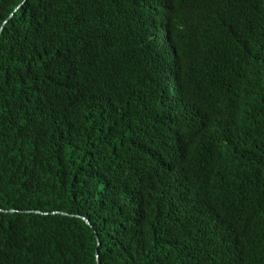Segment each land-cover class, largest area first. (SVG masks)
<instances>
[{"label": "trees", "instance_id": "obj_1", "mask_svg": "<svg viewBox=\"0 0 264 264\" xmlns=\"http://www.w3.org/2000/svg\"><path fill=\"white\" fill-rule=\"evenodd\" d=\"M155 4L209 48L172 95ZM0 264H264V0H0Z\"/></svg>", "mask_w": 264, "mask_h": 264}, {"label": "clouds", "instance_id": "obj_2", "mask_svg": "<svg viewBox=\"0 0 264 264\" xmlns=\"http://www.w3.org/2000/svg\"><path fill=\"white\" fill-rule=\"evenodd\" d=\"M155 5L161 10L160 13L149 11L148 14H142L136 21L133 32L126 38L133 47L125 46V57L136 63V69L127 81L138 85L165 80L167 91L172 95L176 81L187 73L199 55L209 48L197 40L190 41L182 37L181 41L178 38L180 29L171 13L160 5ZM146 8L147 5L140 11ZM156 16H164L167 19L166 25H156ZM171 52L174 58H171Z\"/></svg>", "mask_w": 264, "mask_h": 264}, {"label": "water", "instance_id": "obj_3", "mask_svg": "<svg viewBox=\"0 0 264 264\" xmlns=\"http://www.w3.org/2000/svg\"><path fill=\"white\" fill-rule=\"evenodd\" d=\"M83 218L89 223V221L85 217H83Z\"/></svg>", "mask_w": 264, "mask_h": 264}, {"label": "bare ground", "instance_id": "obj_4", "mask_svg": "<svg viewBox=\"0 0 264 264\" xmlns=\"http://www.w3.org/2000/svg\"><path fill=\"white\" fill-rule=\"evenodd\" d=\"M131 25V24H130Z\"/></svg>", "mask_w": 264, "mask_h": 264}]
</instances>
